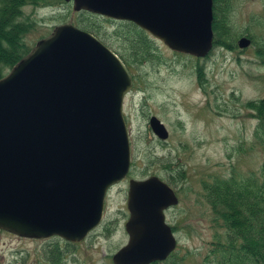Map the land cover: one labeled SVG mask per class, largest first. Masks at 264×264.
Here are the masks:
<instances>
[{"label": "water", "instance_id": "95a60500", "mask_svg": "<svg viewBox=\"0 0 264 264\" xmlns=\"http://www.w3.org/2000/svg\"><path fill=\"white\" fill-rule=\"evenodd\" d=\"M74 11L129 20L171 49L214 47V0H65ZM251 39H239L241 48ZM133 73L110 45L73 21L56 24L0 77V229L79 243L104 220L112 186L132 167L124 112ZM160 138L169 130L156 115ZM176 189L152 174L129 180V238L113 264L165 260L178 245L166 210Z\"/></svg>", "mask_w": 264, "mask_h": 264}, {"label": "rangeland", "instance_id": "374dc122", "mask_svg": "<svg viewBox=\"0 0 264 264\" xmlns=\"http://www.w3.org/2000/svg\"><path fill=\"white\" fill-rule=\"evenodd\" d=\"M223 2L230 9L226 25L232 32L231 40L238 45L239 39L246 36L251 39L248 46L238 45L231 50L216 45L207 56L198 57L175 51L151 34L159 59L134 64L131 69L134 86L124 102L130 129L131 171L110 188L103 222L74 246L67 264H113V254L129 238L125 228L129 218V180L152 174L170 182L180 198L167 211L168 221L177 227L178 238L170 262L204 264L215 228L211 208L200 195L202 178L261 173L264 135L261 133L260 138L259 120L248 102L264 98V0ZM56 7V10L53 6L33 4L24 7L23 18L30 15L27 17L37 21L35 29L25 38L28 45L33 46L56 24L73 21L81 27L77 21L87 16L90 18L87 22L100 32L102 40L119 54L126 52L123 36L115 33L123 20L74 11L71 2ZM198 65L204 66L207 78L204 85L199 82ZM151 115L164 122L170 132L168 138H160L153 132ZM169 161L186 171L184 183H174L172 172L165 167ZM45 243L46 239L22 237L0 229V264H20L24 258L26 264H41L40 252Z\"/></svg>", "mask_w": 264, "mask_h": 264}, {"label": "trees", "instance_id": "16d2710c", "mask_svg": "<svg viewBox=\"0 0 264 264\" xmlns=\"http://www.w3.org/2000/svg\"><path fill=\"white\" fill-rule=\"evenodd\" d=\"M214 0V46L222 45L228 49L238 47L231 40L226 14H229L223 2ZM68 3L65 0H0V77H2L17 61L27 54L31 47L26 42V36L35 29L36 20L27 16L23 18L24 7L33 4L38 7L56 6ZM226 4V3H225ZM230 6L228 5V8ZM60 7H58L59 9ZM83 10V14H91ZM109 18V17H107ZM89 17L77 21L81 27L95 33L99 31L88 23ZM110 19V18H109ZM115 33L122 35L124 50L119 55L130 69L134 64L158 58L154 37L132 21H120ZM130 32L129 34H126ZM101 38V37H100ZM102 39V38H101ZM106 42V41H104ZM107 43V42H106ZM111 46V44L107 43ZM112 47V46H111ZM118 52V50H115ZM128 52V54H126ZM204 66H197V75L201 85L207 78ZM248 107L255 109L254 116L259 120L258 132L260 138L264 135V98L259 101L248 102ZM263 133V135L261 134ZM170 170L175 184L187 180L186 171L179 164L172 161L165 163ZM183 169V170H182ZM200 195L212 212L211 222L215 234L211 241V248L206 255L204 264H264V164L261 173L250 176L215 174L201 180ZM176 231L177 227L173 226ZM107 230L111 228L107 227ZM40 252L41 264H67L68 257L78 243L68 241L60 236L46 239ZM62 240L64 242L62 243ZM169 256L163 261L153 264H176L170 262ZM20 264H26L24 258Z\"/></svg>", "mask_w": 264, "mask_h": 264}, {"label": "flooded vegetation", "instance_id": "af4514ba", "mask_svg": "<svg viewBox=\"0 0 264 264\" xmlns=\"http://www.w3.org/2000/svg\"><path fill=\"white\" fill-rule=\"evenodd\" d=\"M132 92V91H131ZM151 129H152V127H151ZM153 130V129H152ZM153 132H154V130H153ZM155 133V132H154ZM172 207H170L167 211H169L170 209H171ZM167 211H166V214H167Z\"/></svg>", "mask_w": 264, "mask_h": 264}]
</instances>
